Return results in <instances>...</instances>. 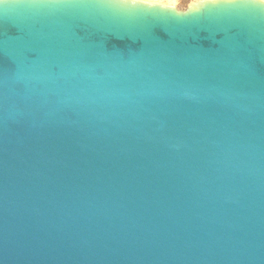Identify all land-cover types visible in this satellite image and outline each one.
I'll return each instance as SVG.
<instances>
[{
  "label": "water",
  "instance_id": "water-1",
  "mask_svg": "<svg viewBox=\"0 0 264 264\" xmlns=\"http://www.w3.org/2000/svg\"><path fill=\"white\" fill-rule=\"evenodd\" d=\"M6 3L0 264H264V0Z\"/></svg>",
  "mask_w": 264,
  "mask_h": 264
},
{
  "label": "snow or ice",
  "instance_id": "snow-or-ice-1",
  "mask_svg": "<svg viewBox=\"0 0 264 264\" xmlns=\"http://www.w3.org/2000/svg\"><path fill=\"white\" fill-rule=\"evenodd\" d=\"M133 4H143V5H149L157 7L165 12L174 13L177 16H183L188 14L189 12L185 13H176L174 8L171 7L174 3H178L179 0H131ZM220 2V0H192V3L196 5L194 8H190V11L195 9L196 11H199L203 7H206L208 4H215ZM231 2V0H229ZM165 4L170 5L169 7H164Z\"/></svg>",
  "mask_w": 264,
  "mask_h": 264
},
{
  "label": "clouds",
  "instance_id": "clouds-1",
  "mask_svg": "<svg viewBox=\"0 0 264 264\" xmlns=\"http://www.w3.org/2000/svg\"><path fill=\"white\" fill-rule=\"evenodd\" d=\"M0 5L7 6L6 0H0Z\"/></svg>",
  "mask_w": 264,
  "mask_h": 264
}]
</instances>
